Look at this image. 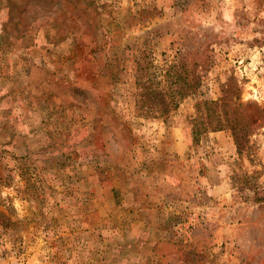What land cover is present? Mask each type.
Returning <instances> with one entry per match:
<instances>
[{
	"label": "rangeland",
	"instance_id": "rangeland-1",
	"mask_svg": "<svg viewBox=\"0 0 264 264\" xmlns=\"http://www.w3.org/2000/svg\"><path fill=\"white\" fill-rule=\"evenodd\" d=\"M179 61L146 117L137 62ZM224 89L242 154L193 133ZM0 264H264V0H0Z\"/></svg>",
	"mask_w": 264,
	"mask_h": 264
},
{
	"label": "trees",
	"instance_id": "trees-1",
	"mask_svg": "<svg viewBox=\"0 0 264 264\" xmlns=\"http://www.w3.org/2000/svg\"><path fill=\"white\" fill-rule=\"evenodd\" d=\"M137 65L135 105L146 117H166L176 110L180 101L193 93V89L200 84V76L193 73L190 79L187 71L181 70L185 66L184 61L168 65L162 80L155 79L154 74L147 71V66H142L140 62H137ZM227 92L228 89H224L223 95L217 100L207 99L197 102L196 109L199 112L198 120L201 128L193 127V133L227 128L231 131L237 152L242 154L248 138L258 128L260 117L255 113L242 114L243 111L239 108L241 104H233Z\"/></svg>",
	"mask_w": 264,
	"mask_h": 264
}]
</instances>
